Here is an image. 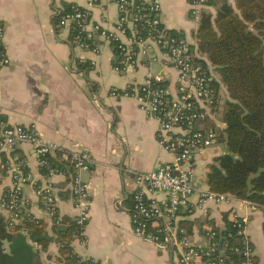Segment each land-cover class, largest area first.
<instances>
[{"label":"crops","instance_id":"0c3cea01","mask_svg":"<svg viewBox=\"0 0 264 264\" xmlns=\"http://www.w3.org/2000/svg\"><path fill=\"white\" fill-rule=\"evenodd\" d=\"M160 2L162 25L197 46L200 15L192 14L190 0ZM72 5L89 9L91 25L113 30L118 9L112 0H97L92 5L86 0H0L1 41L8 58V63L0 66V121L34 125L48 142L68 151L88 153L89 168L80 177L89 193V216L82 233L71 241L74 254L93 256L99 264H180L179 250L173 241L163 239L162 234L161 243L141 237L133 232L131 221V197L136 190H142L150 200L164 197L162 191L149 190L139 183L135 173L171 160L172 153L157 139L156 120L134 98L110 93L112 88L122 90L141 83L153 71L164 76L166 87L174 93L176 70L157 48L150 52L158 61L139 55L135 66L120 71L114 67L117 56L112 44L102 37L93 39L97 51L78 46L72 41L70 30L57 24L58 13ZM215 11V5L206 4L199 14L210 12L213 16ZM216 113L210 117L223 128ZM224 150V144L215 140L196 152L194 183L198 190L208 189L207 166ZM3 156L4 160L0 154V162L9 167L19 160L24 162L23 211L44 219L46 230L53 237L45 250L30 239L27 242L37 252L40 264H57L58 245L50 215L34 190V185L45 179L31 147L20 143ZM6 168L0 169V195L11 184ZM51 182L58 214L73 218L77 209L69 180L59 175L52 177ZM198 198L196 191L175 218L192 241L204 245L214 226L221 232L234 214L246 216L244 235L258 263L264 264V208L239 199L200 204ZM0 212L8 215L1 207ZM158 223H164V219ZM157 228L155 222L150 224V230Z\"/></svg>","mask_w":264,"mask_h":264},{"label":"built area","instance_id":"2783aa9c","mask_svg":"<svg viewBox=\"0 0 264 264\" xmlns=\"http://www.w3.org/2000/svg\"><path fill=\"white\" fill-rule=\"evenodd\" d=\"M88 5L97 0H86ZM118 9V17L113 30H108L98 24L91 25L89 9L72 5L69 10L58 13L57 24L68 28L73 33L72 40L85 49L97 51L95 36L113 43L117 50L115 69L124 71L137 64L139 55H148L151 61H158L152 48L168 60L177 73L176 91L171 93L165 85L161 73L148 72L139 84H132L122 90L112 88L114 96H128L135 99L138 106L152 116L157 122L156 135L164 149L172 153V159L158 167L135 173L136 180L149 190H160L164 197L159 200L148 199L142 190L132 194L131 221L135 234L161 243L163 239L173 241L179 250L180 264H229L226 259L216 254L217 243L212 240L214 231L209 232V241L198 244L176 224V215L180 208H186L190 197L199 191L198 203L206 201L215 203L231 202L235 198L228 193H218L209 189L198 190L195 186L194 158L198 150L207 148L216 140V129L204 128L202 120L206 115L212 116L214 92L211 82L216 78L210 69V64L197 46L184 36L171 34L161 20L160 0H112ZM206 0H190L192 14L199 16V11L206 5ZM2 28L0 27V47ZM92 42V43H91ZM196 58L207 63L204 68ZM8 63L4 51H0V66ZM163 66L165 65L162 63ZM161 64V65H162ZM207 69V70H206ZM1 93V90H0ZM220 128V124H216ZM20 143H27L37 160L44 181L36 183L34 190L48 215L60 216L56 210V195L51 178L64 176L69 180L71 194L77 214L73 217L75 223L83 231L89 216L90 199L86 184L80 173L89 168V156L84 150H65L48 142L34 125L6 124L0 121V152L10 151ZM57 154V160L64 162L67 168L55 163L50 156ZM24 162L19 160L10 167L0 162V169L7 167L11 178L10 187L0 195V207L9 214L12 221L19 220L23 210L22 190L26 180ZM246 203L249 201L244 200ZM164 219V223L157 224ZM158 226L150 230V224ZM246 216L233 215V226L237 233L244 235ZM248 242V241H247ZM246 242V243H247ZM245 258L241 264H253L251 255L253 249L246 244L244 249L235 247ZM67 264H99L93 256H80L74 262Z\"/></svg>","mask_w":264,"mask_h":264},{"label":"trees","instance_id":"16d2710c","mask_svg":"<svg viewBox=\"0 0 264 264\" xmlns=\"http://www.w3.org/2000/svg\"><path fill=\"white\" fill-rule=\"evenodd\" d=\"M206 3L215 5L216 11L213 16L210 12L199 14L197 49L205 55L214 75L219 76V81L216 77L211 82L214 92L211 107L213 112H218L216 118L224 127L217 129L209 115L198 124L216 129V140L224 144L225 152L208 164L205 182L211 191L228 193L264 208V0H206ZM70 33L72 38L73 33ZM0 51H3L2 41ZM195 60L207 67L203 59ZM222 87L225 99L219 112ZM0 154L4 160V152ZM50 158L67 168L64 162L57 160V154ZM56 216H50L51 230L58 245L55 262H74L80 256L74 254L71 241L80 234L81 228L74 218L60 215L56 223ZM232 224L233 220H228L223 234L225 256L220 255L218 240L221 234L215 226L211 230L215 232L212 240L217 243L218 256L229 264H241L245 256L235 251V247L242 250L251 243L245 235L238 234ZM27 239L40 250L47 249L53 237L46 230V221L22 210L19 220L11 222L9 214L0 212V264H40L37 252ZM251 260L259 264L254 253Z\"/></svg>","mask_w":264,"mask_h":264},{"label":"water","instance_id":"95a60500","mask_svg":"<svg viewBox=\"0 0 264 264\" xmlns=\"http://www.w3.org/2000/svg\"><path fill=\"white\" fill-rule=\"evenodd\" d=\"M224 152H225V150H224ZM224 152H223V153H224ZM224 233H225V229H223V230L220 232L221 237H220L219 240H218V248L220 249V255H222V256H225V254H224L225 249H224V247H223V240H224L223 234H224Z\"/></svg>","mask_w":264,"mask_h":264},{"label":"rangeland","instance_id":"374dc122","mask_svg":"<svg viewBox=\"0 0 264 264\" xmlns=\"http://www.w3.org/2000/svg\"><path fill=\"white\" fill-rule=\"evenodd\" d=\"M79 46V45H78ZM212 71V70H211ZM154 72V71H153ZM222 95V97H221V99H220V102H219V108L217 109V111H219L220 112V107H221V103L224 101V99H225V95H224V93L223 94H221ZM213 114H214V112H213ZM217 114H218V112H217ZM218 116V115H217Z\"/></svg>","mask_w":264,"mask_h":264}]
</instances>
